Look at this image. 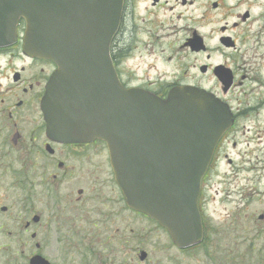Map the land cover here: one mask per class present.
Wrapping results in <instances>:
<instances>
[{
  "label": "flooded vegetation",
  "instance_id": "1",
  "mask_svg": "<svg viewBox=\"0 0 264 264\" xmlns=\"http://www.w3.org/2000/svg\"><path fill=\"white\" fill-rule=\"evenodd\" d=\"M193 3L194 0H123L119 26L110 43V56L126 87L145 88L160 97H165L171 87H202L228 103L232 110V126L219 139L200 183L198 203L203 240L187 248H179L170 240L169 246L181 252L198 248L208 237L207 191L212 187L214 175L219 174L221 159L232 163L225 150L226 144L232 140L236 145L234 137L239 121L248 119L252 114L249 110L253 108L247 102L250 90H235L243 86L246 78L243 74L236 80L235 64L240 52L238 41L245 39L243 30L250 15L243 18L247 10L236 12L237 19L231 23L225 21L212 44L201 30L206 24L204 16L194 12V7L190 8ZM213 3L212 7L217 8L218 2ZM241 4V0H235L233 8ZM23 26L24 20L20 18L15 42L0 46V195L8 197L12 193L15 198L24 199L25 215H21L26 218L18 229H7L8 225L2 223L0 233L6 238H16L13 241L21 250L17 247L14 259L23 255L22 246L28 247L25 264L145 263L149 256L144 249L129 255L128 217L132 213L155 221L127 206L115 182L104 142H61L49 137L41 103L55 65L22 50ZM222 37L230 39L224 42ZM215 52L222 57L218 61L212 59ZM218 65L223 66L225 72L229 70L232 77L227 90L215 77ZM169 67V78H162L158 71ZM139 69L140 74L137 73ZM192 70L198 75H192ZM209 78L216 81L219 90L217 84L208 86ZM240 130L244 133L248 129ZM243 162L248 165L247 172L254 168L246 159ZM231 173L239 176L237 185L229 183L230 175L218 176L220 201H234L238 207L239 203L247 207L251 201L247 190L254 184L248 180L243 188L240 184L246 178L240 169H232ZM7 210L9 207L0 206L1 213ZM258 218L263 220L264 214ZM157 226L168 235L163 227ZM1 241L0 238L3 247ZM255 241L254 237L242 240L249 246L245 250L246 263L256 260ZM222 252L224 259L220 264L242 263L234 260L232 251L231 255L224 249ZM263 252L261 248L259 253ZM251 253L253 257L249 258ZM262 257L260 263L264 264Z\"/></svg>",
  "mask_w": 264,
  "mask_h": 264
},
{
  "label": "water",
  "instance_id": "2",
  "mask_svg": "<svg viewBox=\"0 0 264 264\" xmlns=\"http://www.w3.org/2000/svg\"><path fill=\"white\" fill-rule=\"evenodd\" d=\"M122 5L123 0H0V46L16 40L22 18V50L55 65L41 103L49 137L102 140L127 206L185 248L202 239L200 181L232 125V112L203 88L172 87L160 98L125 87L110 56ZM216 75L227 89L231 76L222 66Z\"/></svg>",
  "mask_w": 264,
  "mask_h": 264
},
{
  "label": "rangeland",
  "instance_id": "3",
  "mask_svg": "<svg viewBox=\"0 0 264 264\" xmlns=\"http://www.w3.org/2000/svg\"><path fill=\"white\" fill-rule=\"evenodd\" d=\"M213 2H218L217 8L212 7ZM241 2L238 8H233L235 0H194L190 7L191 9L194 7V12L204 16L206 24L201 30L212 44L218 37L219 27L225 21L231 23L237 19L236 12L247 10L250 13V18L246 22L247 26L243 30L246 32L245 39L238 41L240 52L235 64L236 80H239L243 74L246 78L243 86L236 87L235 90L242 91V88L247 92L250 90L247 94V102L253 107L249 110L252 114L248 115V119L243 118L239 121L238 132L234 137L236 145L234 146L231 140L225 148L227 155L232 158V163L228 164L226 158L221 159L218 166L219 174L214 175L212 187L207 191L209 197L205 203V221L208 224L209 235L198 248L192 251H176L169 246L170 239L166 232L158 228L155 222L130 213L128 217L129 255H134V252L137 254L138 249H144L148 252L149 259L143 264H174L173 260L177 261L176 264H220L224 259L222 249L227 253L231 250L235 255L234 260L241 261L240 264H263L260 261L263 259L264 252L261 254L259 250L264 248V218L261 220L258 216L261 213L264 214V0H241ZM192 15L196 16L195 13ZM221 58L218 52H215L212 57L213 61ZM170 70L169 67L158 73L162 78H169ZM137 73L140 74L141 70H137ZM191 73L198 75L195 70ZM208 80L209 87L216 86L215 80L212 78ZM216 89L219 90L218 84ZM236 95L239 94L236 92ZM239 96L242 97V95ZM232 104L235 105L234 102ZM240 128L248 130L242 133ZM245 159L250 162V166L254 167L249 172L246 171L248 165L243 162ZM237 168L246 178L240 186L245 188L243 183L248 184V180L254 184V187H249L247 190L251 196L250 205L247 207H243L240 203L238 207L234 201H224V203L220 201L218 176L223 173L230 175L228 176L229 183L237 185L236 179L239 176L235 177V174L231 173L232 169ZM254 180H256L255 183ZM14 191L17 194V191ZM8 195V197L0 195V206L9 207L6 212H0V228L4 223L8 225L7 229H18L20 224H24L26 218H22L21 215H25L24 199L15 198L12 193ZM23 235L26 236V233ZM252 237L256 238L253 245L257 257L255 261L246 263L245 250L249 246L242 240ZM0 238L3 245V247L0 245V264H25L28 247L22 246L23 255L18 253L21 258L14 259L17 255L14 251L21 250L13 241L16 238H6L2 233H0ZM248 257H253V254H249Z\"/></svg>",
  "mask_w": 264,
  "mask_h": 264
}]
</instances>
